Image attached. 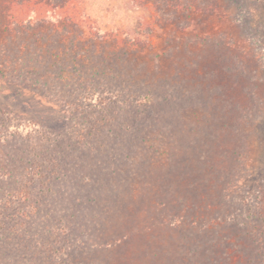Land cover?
<instances>
[{
	"label": "rangeland",
	"instance_id": "374dc122",
	"mask_svg": "<svg viewBox=\"0 0 264 264\" xmlns=\"http://www.w3.org/2000/svg\"><path fill=\"white\" fill-rule=\"evenodd\" d=\"M27 6L38 13L23 56L26 66L41 56L44 87L24 88L0 73V107L14 113L0 115V264H264V0H45L40 12ZM31 15L24 9L20 20ZM157 87L169 96L166 105L181 111L149 103L152 121L138 106L134 114L116 111L133 89L151 102ZM111 88L119 93L111 101L91 95ZM76 102L91 104L94 115L78 114ZM156 119L161 133L145 134ZM80 121L88 126L84 139L100 143V165L85 158L84 167L100 180L109 159L137 151L144 199L135 211L129 203L113 212L105 196L95 198L97 212L68 193L43 202L44 189L75 183L84 153L74 131ZM94 126L100 138L90 133ZM127 180L117 178L114 188ZM155 195L169 198L168 211L151 204ZM70 204L87 210L81 224L93 238L85 239L74 218L57 229L55 211L74 213Z\"/></svg>",
	"mask_w": 264,
	"mask_h": 264
},
{
	"label": "trees",
	"instance_id": "16d2710c",
	"mask_svg": "<svg viewBox=\"0 0 264 264\" xmlns=\"http://www.w3.org/2000/svg\"><path fill=\"white\" fill-rule=\"evenodd\" d=\"M44 2H45V0H0V9H1L0 15H2V23H1L2 25H1V29H0V44H1L0 53H1L2 57H3V55L6 56L5 58H2V57L0 58V73L4 77L10 79L12 82L17 83L18 85H20L24 88L30 87V88L38 90V91H41V88L43 89V87H44L43 82H42L43 81L42 79L44 78V74H41V72H39V70L37 69L38 66L40 67V64L42 61L40 59L41 56H36V57L34 56L33 57L35 59V61L39 60V62L35 64L36 66H34L33 64L32 65L29 64L28 66H26V63H28L30 61H29V58L24 57L23 54H25L24 51H25V49H27L26 43H27V41H29L28 38L35 35V33H36V30H35L36 25H34L35 21H32L31 18L34 17L38 13V11H36L34 8H32L33 6L29 8L27 6V4H33L35 6L40 7V8H38V10L40 12L42 10L40 5H42ZM24 9L25 10L31 9L32 15L29 16L27 18V20H20V17H21L20 15L22 14V10H24ZM4 32L6 33L7 37L6 38L4 37V39H3ZM22 35L24 36L23 39H21V40L16 39L17 37L20 38ZM14 36H15L16 40L14 39ZM33 40H34V42H37L38 38L33 39ZM27 52H29V51H27ZM197 73L199 74V78H204L203 76H206L205 74H201L200 72L196 71L195 74H197ZM134 90L135 89H133V92H132L133 98L130 99V102L128 100H126L124 105L121 104V106L118 109H116L117 112L125 113V112H127L126 108H130V110L132 111V114H134L135 112H138V109H137V106H138V108H141V110L144 112L143 120H151L149 118L151 116L147 115L148 111L151 110V106H149V103L152 104L155 102V104H156V102H157L159 105H161V104L166 105L168 103L169 96H167V95L165 96L163 94L161 95L160 88H158V87L151 94V97H152L151 102H149L147 100V96L150 95L149 93H146L144 95L143 94L138 95V93L135 92ZM117 91H118L117 88H111L108 90L104 89V90H98L96 92H92L91 95L92 94H93V96L96 95L97 96L96 98L100 99V101H102V100L111 101L113 97H116L117 95H119V93ZM122 91H126L123 93L121 92L122 95L126 96L128 93L127 92L128 91L127 86L124 88V90L122 88ZM200 91H203V89L201 88V86H198L197 91L195 93L199 94L198 92H200ZM43 93L45 95H47L45 91ZM108 96H110V98ZM158 96L160 97L159 99L156 98ZM169 102H172L171 99L169 100ZM75 104H77L78 110H76V111H78L77 112L78 114L83 113V112H87L88 115H91V116L94 115V112H92L93 106L91 104H88L89 107L88 106L86 107L87 104L83 103V102H78V103L76 102ZM165 105L163 108H165ZM134 106H136V108ZM176 106H177V102H176ZM185 106H186V104H185ZM166 107L169 109H165V111L171 110L175 113H177L176 111H181V110H179V108L173 107L172 105H166ZM192 109L197 110V104L196 103L193 104V106L182 109L181 116L185 117L186 113L191 112ZM80 111H82V112H80ZM90 111H91V113H90ZM3 114L5 116H7V115L14 116L13 115L14 113L8 112L6 110V108H4V107H0V115L2 116ZM157 114H159V113H157ZM129 116H131V115H129ZM159 116H160V114H159ZM154 121L155 122L153 124L151 122L149 127H147L145 134L153 133L155 135V134L161 133L162 130L159 128L160 127L159 125L161 122L160 119H159V121L157 119ZM87 130H88V126H86L84 121L83 122H81V121L77 122V127L74 128V131L77 133L76 137L78 138L79 143L83 145L81 147V149L84 150V153L81 154V156H77L78 158L81 159V161H79V165L77 164L76 171L74 172V175H73V176H75L74 181H73L75 183H73L72 185H70L71 187H69L68 183L66 181L67 187L64 185H60V186L58 185V186H56V188H48V189H44V190L42 189L43 190L42 192L45 196H46V193H48V195H49V196H47L48 198H42L43 202H46V205L49 206V204H48L49 198H51V197L55 198V196H58L60 194L63 195V194L68 193V197L74 198V201H76L77 198H82L84 200V205H86L87 207H88V203L91 201L93 203L92 209L97 212V210L95 209V205H94V201L96 200L95 198H98L100 196H103V197L105 196V198H108V209H110L111 211L117 212V208L124 209L126 207V205L129 203L131 204V206H128V205L127 206L130 208V210L133 209L135 211L138 203L144 199V198H141L142 192L139 188V186H140L139 183L141 180L138 181V179H137V174H136V172L138 171L136 168L137 166H136V163L134 164L135 160L132 159V156L137 151L126 152L125 157L122 160H118L117 158L109 159L108 164L106 166L110 165V163H111L112 168L111 169L108 168L107 173L109 172V174H107V178L100 180L96 173H91L90 169L89 170L84 169V167H89L88 160L86 161V159H92V161L94 162L93 167H95V165H98V164L100 165V162H101V160L96 159L97 155L95 156L96 145H100V143H99V141H96V144L93 145V144L89 143L88 141H86L84 138L86 136L85 132H87ZM94 130L96 131L94 134H98L99 132L103 133V130H101L100 127L97 128L96 126L90 128V133L92 134V132H94ZM45 132H47V131L45 130ZM98 136H99V134H98ZM48 137H50V136H48ZM99 138H100V136H99ZM82 141H83V143H81ZM58 147H61V149L65 148V144H64L63 140H60V137H58ZM100 147H102V146H100ZM110 155H112V154H109L108 157ZM114 163H117V164H116V167L113 168V165H115ZM110 173H111V175H110ZM69 177H71V175ZM117 178L125 179V181H126V179L129 180V181L127 180L128 182L126 183V185H124L125 187H123V189L114 188V185H115L114 180H116ZM98 181H100V183H98ZM104 182H105V184H103ZM138 184H139V186H138ZM96 185H99V187L100 188L102 187V188L100 190H98ZM155 185H156V183L153 182L151 189H153V186L155 188ZM61 189L62 190L64 189L63 193L61 192L62 191ZM166 195H168V194H166ZM164 200H168V201L166 202ZM5 202H8V201L6 200ZM13 202H14V199H13ZM150 202H151V204H155L157 211H168V204H170L169 198H167V197L158 198V196L155 195L154 198H151ZM172 204H175V203L172 202ZM41 205H42V201H41ZM72 205L74 206L73 209H75V212L70 213L69 215L63 214L64 216H62L60 211H55L56 215H55L54 219L56 220V226L58 227L57 229H59V230L61 228L64 229V227L69 225L68 223H73V221L75 220L74 223L77 224L78 226L79 225L81 226V232L80 233L84 234L85 239H87V238L89 239L90 236L92 237V235H91L92 233L90 232L92 230V228H89L88 232L84 231L82 228L83 224H81L84 222V218L86 217L85 215L87 213V210H83L82 204H79L78 206H76L74 204H72ZM72 205L70 204V206H69L70 209L72 208ZM194 208H192V210ZM48 213H49V211H48ZM96 214H99V213H96ZM96 214H94V215H96ZM72 218H74V220H72ZM44 219L45 218L42 217V222L46 221ZM48 220H49V218H48ZM2 224H3L2 221H0V225H2ZM115 224L116 223L114 221L111 222V225H112L111 228H113V225H115ZM125 235L126 234H124V237H126ZM60 238H61V236L59 237V239ZM94 239H96V238H94ZM65 243H66V241H63V239H62L61 244L65 245ZM92 247H90V249ZM61 249L63 251L60 253L61 258L63 259L64 256L68 257L69 254L64 253L65 249L63 247L60 246V248H58V251L60 252ZM91 253L94 254L93 249H91ZM86 254H88L87 251H86L85 255Z\"/></svg>",
	"mask_w": 264,
	"mask_h": 264
}]
</instances>
